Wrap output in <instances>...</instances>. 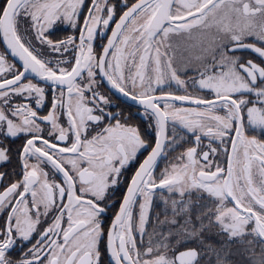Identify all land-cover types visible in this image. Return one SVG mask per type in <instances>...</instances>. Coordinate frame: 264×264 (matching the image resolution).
Masks as SVG:
<instances>
[{"label": "snow or ice", "instance_id": "obj_1", "mask_svg": "<svg viewBox=\"0 0 264 264\" xmlns=\"http://www.w3.org/2000/svg\"><path fill=\"white\" fill-rule=\"evenodd\" d=\"M0 264H264V0H0Z\"/></svg>", "mask_w": 264, "mask_h": 264}]
</instances>
